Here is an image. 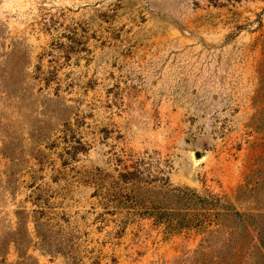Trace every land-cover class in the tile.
I'll return each instance as SVG.
<instances>
[{
	"label": "rangeland",
	"instance_id": "obj_1",
	"mask_svg": "<svg viewBox=\"0 0 264 264\" xmlns=\"http://www.w3.org/2000/svg\"><path fill=\"white\" fill-rule=\"evenodd\" d=\"M148 155L225 206L121 222ZM0 264H264V0H0Z\"/></svg>",
	"mask_w": 264,
	"mask_h": 264
},
{
	"label": "trees",
	"instance_id": "obj_2",
	"mask_svg": "<svg viewBox=\"0 0 264 264\" xmlns=\"http://www.w3.org/2000/svg\"><path fill=\"white\" fill-rule=\"evenodd\" d=\"M155 162L161 159L148 155L125 166L118 175L98 172L90 176L97 184V194L121 222L139 215L165 223L170 230H179L206 221L211 206H225L214 195L203 196L189 186L174 185L164 172L156 174Z\"/></svg>",
	"mask_w": 264,
	"mask_h": 264
},
{
	"label": "water",
	"instance_id": "obj_3",
	"mask_svg": "<svg viewBox=\"0 0 264 264\" xmlns=\"http://www.w3.org/2000/svg\"><path fill=\"white\" fill-rule=\"evenodd\" d=\"M197 156H198V157H200V156H201V154H200V153H198V154H197Z\"/></svg>",
	"mask_w": 264,
	"mask_h": 264
}]
</instances>
